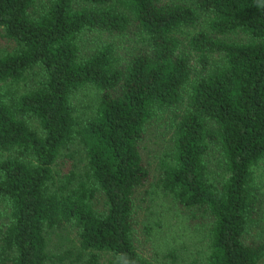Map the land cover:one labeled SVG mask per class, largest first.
I'll return each instance as SVG.
<instances>
[{"label": "trees", "instance_id": "trees-1", "mask_svg": "<svg viewBox=\"0 0 264 264\" xmlns=\"http://www.w3.org/2000/svg\"><path fill=\"white\" fill-rule=\"evenodd\" d=\"M257 3L264 0H0V31L13 45L0 52L3 264H98L101 256L118 264L119 253L152 264L133 243V193L149 179L138 143L161 114L171 134L157 187L207 224L204 241L187 244L199 241L202 264H264ZM87 32L133 45L119 63L112 40L81 46ZM235 32L246 40L227 36ZM34 69L38 81L20 88ZM89 87L91 103L78 105ZM212 146L222 161L216 174L206 158ZM65 227L75 248L59 257L49 239Z\"/></svg>", "mask_w": 264, "mask_h": 264}, {"label": "rangeland", "instance_id": "rangeland-1", "mask_svg": "<svg viewBox=\"0 0 264 264\" xmlns=\"http://www.w3.org/2000/svg\"><path fill=\"white\" fill-rule=\"evenodd\" d=\"M227 36L234 41L246 40L240 32L230 33ZM111 40L116 44V54L120 58L118 62L122 63L125 59V48L128 49V46L133 45L130 40L123 41L117 36L110 37L105 33L87 32L83 34L80 45L88 48L93 44ZM12 47V43L7 41L0 31V52L11 50ZM190 63L192 66H196L193 57H191ZM195 71L193 70V73ZM39 76L40 71L34 69L20 83V88L30 87L38 81ZM93 96V89L89 87L81 89L75 100L78 105L90 104ZM161 115V117L156 115L148 124L144 137L138 143V150L142 162L148 169L149 179L133 193V243L136 250L149 259L152 264H202L199 241L190 244H187V241L195 239L204 241L207 227L204 217L195 209H186L175 204L168 196L160 192L156 184L159 175L158 160L166 151L171 134L167 121L168 116ZM70 154L75 159L78 158V154L72 147ZM206 158L210 169L215 174L219 173L222 161L217 148L210 147ZM95 206H102L101 199L98 197L95 199ZM4 210L0 202V234L4 229L3 224L6 222ZM49 240L55 247L52 250L57 252L59 257L61 256L60 251L63 250V254L69 255V252L75 248L74 231L70 227L56 231ZM97 262L106 264L105 257L101 256ZM0 264H3L1 260ZM56 264H68V261L56 259Z\"/></svg>", "mask_w": 264, "mask_h": 264}, {"label": "clouds", "instance_id": "clouds-1", "mask_svg": "<svg viewBox=\"0 0 264 264\" xmlns=\"http://www.w3.org/2000/svg\"><path fill=\"white\" fill-rule=\"evenodd\" d=\"M258 8H264V3H257ZM118 264H137L135 258L130 257L126 253H119L117 256Z\"/></svg>", "mask_w": 264, "mask_h": 264}]
</instances>
